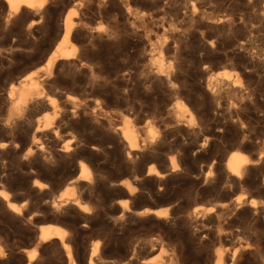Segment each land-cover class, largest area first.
Wrapping results in <instances>:
<instances>
[{
	"label": "rangeland",
	"instance_id": "rangeland-1",
	"mask_svg": "<svg viewBox=\"0 0 264 264\" xmlns=\"http://www.w3.org/2000/svg\"><path fill=\"white\" fill-rule=\"evenodd\" d=\"M262 1L45 0L35 14L14 15L0 1V188L23 202L13 212L0 197V264H66L58 239L36 241L47 222L64 228L78 264L96 241L93 264H139L159 245L175 264H214L218 255L223 264H264ZM64 14L73 54L39 88L54 105L28 100L15 113L22 78L43 64ZM37 116L51 127L31 143ZM124 118L136 130L135 150L121 137ZM231 151L251 160L237 177L224 164ZM78 161L89 170L76 182L85 211L53 208ZM149 164L162 175L146 174ZM155 208L166 214L143 212Z\"/></svg>",
	"mask_w": 264,
	"mask_h": 264
},
{
	"label": "bare ground",
	"instance_id": "bare-ground-1",
	"mask_svg": "<svg viewBox=\"0 0 264 264\" xmlns=\"http://www.w3.org/2000/svg\"><path fill=\"white\" fill-rule=\"evenodd\" d=\"M1 3L6 7V10L10 14H19V12H27L29 14H35L38 12L44 5L45 0H0ZM261 8L264 11V0L261 2ZM26 13V14H27ZM72 23L70 21V16L68 14H64L62 18V31L60 34L59 39L54 44L53 48L50 50L48 55L46 56L44 62L42 65H40L35 71H33L31 74L25 75L22 78L23 86L21 88V93L16 98L12 99L11 102V109L14 110L15 113L18 112L22 108V106L25 105V103L28 100H39L41 98H44L45 103L47 106L52 107L54 105V101L52 97L49 95H44L40 88V84L44 78L45 75H48L50 73V70L52 69L53 65L57 60L60 59H67L72 56V49H73V42L72 34ZM27 77V78H25ZM214 77L211 76L206 78V88L210 90V92L215 93L219 89V85L217 82H213ZM225 85L235 86L234 83L230 82L224 83ZM9 92V93H8ZM12 89L11 85L8 86L7 89V97L12 98L11 94ZM174 107L177 110H185V104L182 101H175ZM41 116L36 117L35 125L32 129L31 133V143H35L38 137L35 135L37 132H40L42 130H48L51 127V120L48 117H45L44 120L39 119ZM55 134V131L53 132ZM121 137L125 141V144L128 149L135 150L138 148L137 144V134L136 130L134 129V126L132 125L131 121L129 119L124 118L123 122L121 124ZM61 148L66 151L68 149L67 144H63ZM251 160L248 158V156L241 152V151H231L225 158V168L232 176H239L244 168V166L249 163ZM168 167L169 170H175L177 169V163L172 155H169L167 157ZM146 174H158V170L155 168L154 165L149 164L146 166ZM89 177V170L87 166L81 162L78 161V172L75 175L74 178L68 180L63 184V186L57 190L56 194L51 199V206L53 208H58L61 205L64 204H72L76 206L78 209L85 211L86 204L81 200L80 195L78 194V191L76 189V182L78 179L86 180ZM33 185L41 188L44 186V184L36 179H33L32 181ZM126 184L127 192L131 193V188L129 187L128 183ZM0 197L4 200L5 205L8 209H10L13 212H19L20 206L23 204L16 203L15 201L10 199V195L8 191L0 188ZM242 198L240 196H237L236 199L239 201V199ZM127 199H123V201H126ZM120 202V201H119ZM251 205L255 204L254 199H250ZM212 209V207H200L201 211L208 212ZM142 212V211H141ZM145 213H152L156 216H164L166 213V209L164 208H155V209H145L143 210ZM37 234H36V241L37 242H44L51 238L58 239L61 248L64 251L65 257H66V264H78L75 262L72 253L70 245L64 241L65 237V230L62 226L56 223H40L37 228ZM159 251L144 260H142L139 264H175L174 260L171 256V254H168L166 249H164L162 246H158ZM98 249H99V241H96L92 244L88 255L86 259V264H93V258L98 255ZM25 254L27 260H32L36 255V247L32 246L30 248L25 249ZM214 264H223L222 258L220 255L217 256Z\"/></svg>",
	"mask_w": 264,
	"mask_h": 264
},
{
	"label": "snow or ice",
	"instance_id": "snow-or-ice-1",
	"mask_svg": "<svg viewBox=\"0 0 264 264\" xmlns=\"http://www.w3.org/2000/svg\"><path fill=\"white\" fill-rule=\"evenodd\" d=\"M101 30H103V29H101ZM0 195H2V194H0ZM166 214V213H165Z\"/></svg>",
	"mask_w": 264,
	"mask_h": 264
},
{
	"label": "water",
	"instance_id": "water-1",
	"mask_svg": "<svg viewBox=\"0 0 264 264\" xmlns=\"http://www.w3.org/2000/svg\"><path fill=\"white\" fill-rule=\"evenodd\" d=\"M35 234H36V232H35Z\"/></svg>",
	"mask_w": 264,
	"mask_h": 264
}]
</instances>
